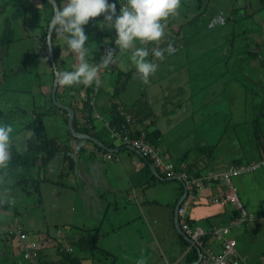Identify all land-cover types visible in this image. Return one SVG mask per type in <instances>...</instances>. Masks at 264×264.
<instances>
[{"label": "crops", "instance_id": "crops-1", "mask_svg": "<svg viewBox=\"0 0 264 264\" xmlns=\"http://www.w3.org/2000/svg\"><path fill=\"white\" fill-rule=\"evenodd\" d=\"M31 1L37 8L39 15L41 17L44 16L45 13L42 11V8L45 5L42 4V1ZM181 1L186 11L184 15L180 14L179 18H186V20L194 18L199 6L206 7L208 11L202 18H207L213 14V9L210 10L208 8L223 7L218 0H212L211 2L200 0V5H195L197 0ZM229 1L230 4L236 3L234 5L238 6L246 5L251 10L257 6L254 0ZM63 3L64 0L62 1V6ZM49 10L50 8L48 7L46 14ZM97 17L90 18L95 22L96 27L89 24L84 26L85 32L90 35L89 40L95 38V34H100L103 40V43L97 46V49L100 48L99 52L94 50L91 44L89 45L92 47H89L87 44L90 49V62H94L95 64L100 63L104 47L107 46L109 41V38L105 34V29L98 26L99 21ZM257 18H261V21H263L264 16L262 17L259 14ZM42 21L44 22V19L37 22L35 28L32 27L31 33L28 32L31 34L29 38L35 42L37 40L35 44H38L39 47L36 52H31L27 49L28 52L26 50V53H24L22 60L24 61L25 58L26 66L30 62L31 57L33 60L28 72L12 73L8 77L4 73L0 74L2 78L0 79V104L11 111L8 119L15 118V121L19 120L25 123V120H28L26 112L33 114L34 110L43 111L51 102L46 97L48 94L41 89L48 86V84L51 85L52 82V66L39 39ZM167 21L169 22L170 29L177 26L178 30H181V19L179 21L176 17L170 16L167 18ZM185 28L187 27H183L182 31L178 34L179 37L186 38L185 35H187L190 39L196 38L193 30L187 28L189 31L186 32ZM21 34L26 37V33L23 31ZM222 36L225 37V34L220 35L219 38ZM55 40L56 43L60 44V53L57 61H59L61 72L71 70V60L77 61L76 54L65 50L66 46L64 47L62 38L58 34ZM183 44L184 53L186 51L189 52L187 44L184 42ZM18 49L20 55L26 48L18 47ZM164 50L165 52L174 51L175 48L167 44ZM121 53L131 55L130 52ZM14 54L16 52L12 47L9 57H12ZM18 60H21V58ZM165 61L166 59L164 58L159 59L157 62L158 68ZM0 64L2 65L1 60ZM122 65L123 63L115 61L114 64H111V66H114V69L112 68L110 73L104 74L101 78L103 80L102 85L99 86L93 98L91 95L89 97V104L92 107V112H90L92 113V122L91 124L85 122L90 132L98 133L106 141V145H108L107 143L112 144L109 145L112 149L110 151L112 156L105 158L107 150L100 149L95 142L86 140L81 145L83 146L82 151L75 154L76 160L73 169L68 174L62 175L60 170L68 162L60 159L61 155L57 153L45 166L43 165L40 168L39 179L41 181L38 187L39 192L37 189H34L32 193L28 192L32 189L28 184L25 187L15 186V188H11L8 185L5 188L1 183V179L3 180V178L0 177V198L3 199L9 195L10 199L15 202L12 208L19 213L15 214L12 210L3 209L0 206V229L12 224L17 219V224H21L22 229L29 235L37 232L40 237L39 241L49 246L48 250L45 248V255H43L47 261H58L60 259L56 246H53L49 242L50 238L54 237L55 231H57V235L65 242L66 246L70 245L68 241L72 239L76 241L87 231H97L98 249L95 251L92 259L83 262L85 264L91 262L95 264H127L126 262L129 264L192 263L197 258H191L192 248L180 240V233L177 231L174 222V208L182 193L181 181L177 177L163 178L160 174V176L155 174L152 171L151 166L153 165L150 161L145 160L130 148L123 147L119 140L110 138L111 134L109 136L106 132L107 129L103 128L104 123L112 122V117L115 113L112 111L114 108L113 104H117L115 110L117 108L122 118L123 116L133 118L134 121L130 129L134 133L140 132V136L152 133L155 136L157 146L161 150L164 159L172 161L179 168L187 169L191 167L194 172L204 173V171L210 169L219 172L226 170L236 155H243L235 144H233L234 148L239 151L235 154L227 146H224V142L229 138L221 139L222 135L227 134L223 131L226 127L223 116L226 114L233 118L231 126H229L230 132L228 134L230 136L235 126L240 127L239 132L252 131L253 128L250 126V123L245 121V118L250 119L249 114L246 113H249L251 109L241 106L242 100H236L235 102L238 103L236 107H238L239 111L235 110V113H233L232 108L226 111L209 113V111H206V105L209 102L216 104L218 102H225L226 100L225 95L221 98L210 97L215 87L220 90L222 82L215 80L213 85L211 84V87L207 90L206 95H204V84H192L193 80H191V75H189L181 88L172 90L178 96L173 100L178 104L186 102L184 110H187L188 107L190 113L185 117L187 122L181 124L182 133L179 135L174 130L180 124L173 123V118L178 113L174 116L166 114L161 120H157L153 112H149L148 110L141 112L138 110L140 111L139 113L136 109L138 102L140 104L142 100L148 98L147 95L145 98L143 97L145 94L143 90L146 89V86L153 79V74L149 77L148 83H145L141 76L134 80V75L126 73L128 69L127 71L123 70ZM131 66L135 67L132 63ZM165 66L168 72H170L172 68L176 69L178 60L174 61L171 58V60L165 63ZM33 70H36L34 74ZM181 71L189 72L187 67ZM162 72L167 73L163 70ZM207 76H209L208 70H206ZM201 77H204V71L201 73ZM28 79H30L31 84ZM133 84H135L134 87L131 86ZM87 87L82 84L73 86L60 84L58 90L59 100L66 104L71 101V104L76 108L77 119L82 125L84 120L86 121L85 117H83L82 104L86 96ZM44 94L46 95L44 96ZM96 104L98 105L96 106ZM214 108L216 109V106ZM200 110L201 113L197 117L196 114ZM88 113L89 111L86 114ZM96 113L99 114V118L95 117ZM64 117L65 114L60 109L56 116L50 118L49 122L44 121V125L49 130L48 133H55L58 135L56 137L60 138L61 141L69 144V137L65 134L67 124L63 123ZM196 119L199 121L198 124L194 123ZM3 123H5V120H3ZM56 123L61 124V126H57V131L53 129ZM111 125L115 124L111 123ZM196 127L199 128L197 129ZM156 131H158V134ZM189 132H191L190 139L192 141L185 140V143L181 142L180 138L183 137L185 139V134ZM20 133L25 134L24 138L26 140L31 136V132L28 131L27 134L23 129ZM15 137H18L17 134H15ZM232 140H235V138H232ZM28 144V141L24 140L20 150L28 151L26 150L28 149ZM261 144L264 146L263 142ZM205 145H213L212 152L209 155H205L199 149ZM73 146L75 147V145L71 147L74 148ZM43 177L44 179L42 180ZM240 177H235L233 184L237 188L240 202L247 212L252 213L253 218L245 223L232 224L230 235L235 237L236 248L239 254L247 259V262L264 264V195L261 197L253 194L254 187L261 189L260 185H258V180L264 179V177L259 172L248 173L243 178ZM63 179L66 181L63 182ZM6 180L9 181L8 178ZM12 182L13 180L11 179L9 184ZM250 182H256L257 185L250 184ZM248 186H250L249 189ZM226 187V182L206 183L202 189L196 192L197 201L192 203L188 209V214L192 221L201 226L205 232H208L213 227H221L225 224L229 225L230 220L240 213V209L235 204L223 207L211 202V197ZM112 188L114 189L113 191H111ZM262 188L264 189V187ZM250 189L251 191H249ZM30 196L32 200L26 201ZM38 201L40 203L38 207L44 208L48 212L51 211V213H57L53 216L60 217L61 219L59 221L61 223L60 226L55 229L50 228V233H45V229H48L46 224L51 225V223H46L43 220L40 223L33 217L32 212L37 213L34 211V202L36 204ZM30 215L31 218L29 219ZM54 222L56 221H52L53 225ZM43 234H46L45 237L48 238L42 236ZM42 238L45 239L43 240ZM208 242L213 251L221 249V242L216 238L210 237ZM109 259L112 260L109 261Z\"/></svg>", "mask_w": 264, "mask_h": 264}, {"label": "trees", "instance_id": "trees-1", "mask_svg": "<svg viewBox=\"0 0 264 264\" xmlns=\"http://www.w3.org/2000/svg\"><path fill=\"white\" fill-rule=\"evenodd\" d=\"M42 4L45 5L42 8V11L45 13L44 16H40L37 8L32 4L33 2L31 0H0V60L2 62V73L6 77L8 75H11L12 73H21L24 72L27 73L29 70L28 64L26 66L25 64V58L24 61L22 58L24 57L25 51L28 49L31 51L34 49L35 46V41H32L31 34L28 33V31L31 29V27H36L35 24L39 22L40 20L44 19V22L42 23L41 26V31L39 32V39L40 42L42 43L43 47L45 48L46 55H48L47 47H46V34H47V27L48 23L51 19L52 15V6L48 2V0H41ZM58 4L60 5L63 0H56ZM200 0H197L195 2V5H200L201 3L199 2ZM212 0H207L206 2H211ZM257 3L256 8L253 10L249 9L248 6L246 5H234L236 3L230 4L229 0H221V6L223 7H210L208 9L212 10L213 9V14L209 15L207 18H202L204 14L207 11L206 7H198L197 14L194 16V18H189V20H186V18H177L179 21L180 19L182 22H180V26L185 25L189 30H193L196 34V38L198 37V40H207L211 37L212 42L211 46L208 49V52L212 48H216L218 45V48L222 47L223 45L225 46L224 49L227 53L229 54V59L232 58V63L228 65V67L225 69V72L228 71L229 69H232L235 72V68L239 67L240 64H246L250 66L251 69L255 70V74L257 75V80L260 82V87H257L259 89H256L253 87V90L251 88V81H248L249 85L241 82H237L239 80L236 75V73L232 74L233 71L231 72L230 75H228L225 79H217L220 82H222V86L220 90L227 95V90H230V92H235V96L238 98L237 100H242V103H240L241 106L247 108L249 107L251 111L248 113L250 116V119L245 118V121L250 123V126L253 128L252 131H241L239 132L240 127H234L232 130V138H235L234 142L241 141L242 139H247L251 136H256L258 137L261 135L264 137V18L263 21H261V18H257V16L260 14V16H264V0H254ZM110 2H115V0H110ZM182 1H181V7H179L178 11L180 14L184 15L185 6H182ZM50 8V10L46 14V9ZM188 9L190 7L187 6ZM119 10V4H117V12ZM247 11V12H245ZM254 11L256 12L254 14ZM263 12V14H262ZM256 15V18H255ZM35 17V18H34ZM99 22H103V15L100 17H97ZM33 21V22H32ZM245 23L244 25H239L240 23ZM187 23V24H186ZM88 24L90 26H95V22L92 21L91 19L89 20ZM22 26V28L20 27ZM87 26V24L85 25ZM184 27V26H183ZM182 27V28H183ZM177 30L174 31L169 28V22L166 20V37L164 40L168 45H172L173 48H175L174 51H168L165 52V58L166 61L168 60H174L177 61L176 57L179 58L181 54H184L183 52V47H184V37H179L178 34L182 31ZM22 31L26 33V37L21 34ZM105 34L107 38H109V43L107 44V47L110 48L113 44V34L115 30H107L105 29ZM225 32V33H224ZM230 32L232 34L229 35V37H226L227 33ZM236 32V33H234ZM209 33H211V36H209ZM225 34V37L222 36L221 38L218 39V36ZM199 35V36H198ZM57 36V32L53 31L52 32V48H53V54L54 57H57L60 53V44L56 43L55 37ZM204 37V38H203ZM196 38H192L191 41H194ZM219 41V42H218ZM223 41H227L225 44ZM223 42L222 46L221 45ZM185 43V42H184ZM17 47L21 48H26L24 52H22L17 58L13 55L12 57L10 56V51L12 47L16 49ZM141 46V45H138ZM257 47L253 49V47ZM27 50V52H28ZM218 51V50H217ZM201 52V51H200ZM206 55V58L208 57L209 53H212L211 51ZM201 55H204L205 53L201 52ZM37 56V54H36ZM176 56V57H175ZM27 57V56H26ZM21 60H18L20 59ZM252 60H256L257 63L254 65H249L251 64ZM20 61V62H19ZM192 61H194L193 65V70H195L193 73H196L199 71V65L198 61H200V56H193L192 55ZM206 63V60H204ZM50 62V61H49ZM180 61H178L179 63ZM226 63V62H225ZM16 64H20L19 66ZM162 65V64H161ZM260 65V66H259ZM259 66V67H258ZM200 70H203L204 73H206V70L208 68L206 67V64L201 67ZM259 70V72H258ZM192 73V74H193ZM214 72L210 71L208 75H213ZM191 75V78L194 79ZM213 77V76H212ZM93 86V85H92ZM92 86H88L86 89V96L82 104V112H83V117H85L86 121L84 120L83 125L79 123V120L77 119L76 115V108L71 104V101L68 102V105L73 108L74 110V119H73V125L75 130L80 131V132H85V133H90L96 138H98L100 141L103 143H106L105 140L98 134L94 132H90L88 129V125H86L85 122H88L91 124L92 120V112L91 105L89 104V97L93 93V88ZM211 86V85H210ZM209 86V87H210ZM233 88V91H231ZM244 88V90L242 89ZM241 91L240 94H237ZM215 92H212L214 94ZM46 94H44L45 96ZM57 98L59 99V93L57 92L56 94ZM145 98V97H144ZM143 101V100H142ZM238 104V103H237ZM236 104V105H237ZM117 104H113L114 108L112 111H114V115L112 117V122L110 121V125L116 126L119 123L123 121V118L117 111V108L115 110V107ZM54 105L52 102L49 103L47 108L43 111L40 110H34L33 114H29L26 112L28 120L24 121H19L14 119H8V116L11 111L8 110V108H5L1 106L0 104V122L5 120V123L7 122L8 124H11L14 128L13 131V137L11 138L10 141V148H9V154H10V160L7 162V165L5 167L0 168V177L3 178L1 179V183L4 185L5 188L8 187V185L12 188H15V186H23L25 187L26 184L29 185L31 190L28 192H34V189L38 190L39 184L41 179H39V171L40 168L44 165L47 164L49 160L53 158V156L57 153L61 155L60 159H64L68 163L64 166L63 169L60 170L62 175L68 174L74 167L75 163V154L79 153L82 151V143L88 139H82L79 137H75L74 135L71 134V132L67 129L68 126H66L65 134L69 137V144L66 142L61 141L60 138L56 137L55 133H48V129L44 125L45 118L47 116H52V109ZM147 107V106H146ZM60 109V108H59ZM137 111L140 110L145 111V105L143 104H138L136 105ZM247 110V109H246ZM89 111L88 114H86ZM140 111H138L140 113ZM147 111V109H146ZM62 112L65 114L64 117V124H67V113L65 110H62ZM137 114V112H136ZM247 114V113H246ZM4 116V117H3ZM6 116V117H5ZM24 116V115H23ZM248 116V115H247ZM224 117V118H223ZM222 118L224 119L225 122V128H224V133H227L226 135H229L228 133L230 132L229 126H231V122L233 121L232 116L226 115L223 116ZM4 118V119H3ZM6 123V124H7ZM85 123V124H84ZM18 125V127H16ZM21 128L25 132L28 131L31 132V136L26 140L24 138L25 134L20 133ZM105 129V127H103ZM254 130V131H253ZM19 131V132H18ZM158 134V131H156ZM15 134L17 136L21 137H15ZM140 136L141 133H135V135ZM225 135V134H224ZM223 136V135H222ZM230 136V137H231ZM144 138L148 139L152 143L157 145V141L155 136L152 133H147L146 135L143 136ZM243 137V138H242ZM28 141V151L20 150L21 148V143L23 141ZM233 141V140H232ZM242 143V142H241ZM108 146L112 145L111 143H107ZM75 145L74 148L71 146ZM96 145V144H95ZM98 145V144H97ZM96 145V146H97ZM240 143H238L239 147ZM98 148L102 149L101 146H97ZM215 147V145H214ZM201 152L205 153V155H209L212 152L213 145H205L199 148ZM248 151V150H247ZM72 154V155H71ZM236 155L234 157L233 164L235 168L238 170L237 174L235 177L242 176L243 173L239 171L240 166L242 164V161L248 162L250 165L251 159L254 158V156H251V153H249V156L247 158H242L237 157ZM242 158V159H241ZM40 163V164H38ZM40 166H38V165ZM37 166V167H36ZM264 168V167H263ZM186 171L189 174H194L198 175V172L192 171L191 167H188ZM255 172H259L262 177H264V170L257 167L254 168ZM234 177V178H235ZM9 179V181L12 179L13 182L9 184V181L6 179ZM44 177L42 178V180ZM234 180V179H233ZM46 181V180H44ZM259 181L262 182V186H264V179H259ZM48 182V180H47ZM260 182V183H261ZM27 185V186H28ZM24 196V193H23ZM10 196L7 195L3 199L0 198V206L3 209L7 210H12L15 214H19L11 204H9L10 201ZM39 201L38 203L35 204L34 202V207L39 206ZM186 222L189 226H193L195 223L192 221L190 218L189 214H187L186 217ZM18 228L27 233L25 230L22 229L21 224H16ZM57 225H54V228H56ZM48 229H45V233H50L49 232V226H47ZM56 233V234H55ZM6 236H8V233H5ZM28 234V233H27ZM38 235V236H37ZM4 236V233H0V264H24V263H16L15 258L16 254L14 253L12 255L11 250L9 249V243H11V240ZM30 240L34 241L35 243V251L36 255L33 258V261L31 262H26L25 264H85L83 263L85 260L92 259L94 257L95 251L98 249L97 245V231H87L84 235H82L80 238H78L76 241L74 239L68 241L70 244L69 246L65 245V242L60 239V236L57 235V231L54 232V237L50 238V240L57 241V243L54 245L57 248V253L60 255V259L58 261H47L43 260L42 256L44 255V250L46 245L42 244L41 241H39L40 237L37 232H34L31 235H27V237H30ZM211 233H206L202 237H200L199 243L205 244L208 242V239L210 238ZM180 240L186 244L189 245V241H187L182 235L179 234ZM32 238H37V240L32 239ZM48 238V237H45ZM45 238H42L43 240ZM40 243V244H39ZM198 246H194L191 250V258L196 259L198 256ZM5 251V252H4ZM6 252H9L8 256L4 255ZM23 256V253H22ZM15 257V258H14ZM44 257V256H43ZM21 258V257H20ZM23 260V258H21ZM25 259V258H24ZM9 260V263L7 262ZM20 260V261H22ZM88 264H95L94 262L88 263ZM251 264V263H250Z\"/></svg>", "mask_w": 264, "mask_h": 264}, {"label": "clouds", "instance_id": "clouds-1", "mask_svg": "<svg viewBox=\"0 0 264 264\" xmlns=\"http://www.w3.org/2000/svg\"><path fill=\"white\" fill-rule=\"evenodd\" d=\"M48 2L52 6V11H51L52 15H51V19L48 23L47 29L50 32H53V31L57 32V34L62 38V42H63L64 47L66 46L65 50L70 51L72 53H75L76 59L78 61V63L76 65H74L73 67L71 66L72 67L71 70H65V71L61 72L60 67H59V65H60L59 61H57L58 56L54 57V54H53L54 61L56 63V68L58 70V72H57L58 83H57L55 96L59 90L60 84L64 85V86H73V85H81L82 84L86 87L93 85L92 86L93 93L91 94L92 98H93L94 94L96 93V91L98 90L99 86H101L103 83V80L101 79L103 77V75L106 73H110L112 68L114 69V66H111V64L112 63L114 64V61L116 59H117V61H119L121 63L122 62L125 63V64L123 63L124 66L122 65V68L125 71H127V69H128V72H126V73L130 74L131 69H134L141 76V78L143 79V81L145 83L149 82V77L152 74H154L158 68V64H157L158 60L165 58L164 47L167 45V43L165 41L161 40V38L165 39L166 34H167V31L165 30L166 29V20L170 16H173L177 13V10L179 9L180 4H181V0H115V2H110V0H64L63 6H62V3L59 5L58 2L56 1L57 5L54 7L49 0H48ZM117 4H119L118 12H117ZM101 14H103V22H98V26L102 29H107V30H111V31L115 30V31L113 34V36H114L113 43H112L113 45L110 48L105 46L104 50L102 52V55H101L100 63L94 64V63H91L90 59H89L90 49L87 46V42L90 39V35L85 32L84 26L86 24H88L90 18H95ZM46 36H47V34H46ZM45 40H46V47H47V51H48L47 56L49 58L51 66H52V61L50 59L49 49L47 46V39L45 38ZM148 42H158L157 44H158L159 48H153L151 50V55H152L151 59H153V56H154L155 58H157L155 61L148 59V57L150 56V50L148 47L144 46V45H147ZM51 43H52V35H51ZM138 45H141V46H138ZM38 48H39L38 44H35L34 49L32 51L30 49V51L36 52V50ZM118 49H119V51H118ZM44 50H45V48H44ZM52 51H53V48H52ZM121 52H130L131 55L123 54ZM131 63L135 67H132ZM126 65H128V66L126 67ZM16 72L17 71H15V73ZM53 80H54V67L52 66V82L50 85L51 86L50 94H48L49 96H51ZM50 100L53 103L52 98H50ZM56 100L61 102L57 98V96H56ZM61 103H63V102H61ZM63 104L68 105L66 103H63ZM53 105H54L53 109L54 108H58V109L60 108V107L56 106L54 103H53ZM60 109L64 110L62 108H60ZM123 115H125V114H123ZM67 116H68V114H67ZM95 117L99 118L100 116H99V114L96 113ZM127 118H129V121H127ZM133 121L134 120L132 117L123 116V121L121 123H119L118 125L112 126L109 124L110 122H108V123L106 122V123H104L103 127H105L110 132V134H111V131H110L111 128H116V129L126 128L128 130V132L130 133L131 137H134V138L142 137V138H144L143 136H137V134L135 135V133L130 129V126L133 123ZM13 131H14V128L11 124H6L3 122H0V168L5 167L7 165V162L10 160L9 148H10V141L12 138ZM88 134H90V133H88ZM90 135H92V134H90ZM113 138L116 139L115 137H113ZM224 138H230V135L225 134L222 136L221 139H224ZM144 139H146V138H144ZM146 140H148V139H146ZM149 142L152 143L151 141H149ZM262 142L264 144V137H262L261 135H259L258 137L251 136L247 139H242L241 141H237V143L234 142V140L232 141V143L235 144L236 147H238L237 145H238V143H240L239 149L241 150V152L243 154V155H241L242 158H247L249 156V153H251V156H254V158L251 159V161H250V163L252 165H250L248 162L242 161V164L240 166L239 171L241 173H243V175L247 174V173L255 172L254 168L264 167V146L261 144ZM224 143H225V145L228 144L229 147L232 148V152L234 154L239 152L238 150H236L234 148V146L232 144L229 143V139H226V141ZM152 144L158 148V146L156 144H154V143H152ZM121 145L123 147H128L131 150L135 151L130 145L128 146L127 144H124V143H122ZM106 146L111 148L108 145H106ZM103 149H105V148H103ZM105 150H107V149H105ZM111 150H107L108 152L106 153L105 158H110L112 156V153H110ZM135 152H137V151H135ZM160 153H161V150H160ZM108 154L110 155V157H107ZM238 157H240V156H238ZM142 158H144V157H142ZM144 159L151 162V160H149L147 158H144ZM163 159H164V156H163ZM164 160L167 162L170 161V160H166V159H164ZM170 162H172V161H170ZM174 166L176 168V171L186 172L188 174L189 178H191V177L201 178L202 186L200 188H195L194 186L189 188L188 184L185 182L184 179L180 178L178 175L171 176L173 178L177 177L181 181V183H182L181 184V187H182L181 196L184 193V197L182 198L181 202L179 203V205L176 208L178 223H179L180 227L182 228V230L184 231V233L191 239V242H189L190 248H193L194 246H198L199 247L198 253H200L201 257H202V248L209 247L211 249L210 245H208L209 242H206L205 244L199 243L200 237H202L207 232H205L201 228V226H199L196 223L193 226H190L191 230H193L194 228H196L198 226L203 231V233L199 236L198 243H196L193 240L192 236L182 227L181 220L185 219V221H186V217L188 214L189 207L191 206L192 203H195L197 201L196 200L197 199V193L196 192L198 190L202 189L203 186L206 185V183L217 182V181L225 182L223 180L207 178V176L210 174V172L220 174L223 172H227L231 167L235 169V166L232 162L229 164L227 169L224 171L216 172V171L210 169V170L204 171V173L198 172V175L189 174L186 171V169H184L182 167L179 168L175 164H174ZM155 169H156V172L158 173L157 175L160 174L163 178H171L170 176L164 175L159 170V168L155 167ZM236 174L237 173H235L231 176L230 183L235 188V192H236L238 200H239L237 188L233 184V179H234ZM228 188H229V185L227 184L226 188L221 189V191L218 194H214L211 197V202H213L217 205L223 206V207L228 206L229 204H235L240 209L239 215L232 218L230 220L229 225L225 224V225L221 226V227H227L228 228V232L225 233V238H231L234 240V247H235L237 253L239 254V252L236 248V239H235V237L230 235L231 225L237 224V223H245L246 221L251 220L253 218V215H252V213L247 212V210L243 207L240 200H239L240 206L234 202H231V201H228L224 204L217 202V201H214L215 197L220 198L221 192L223 190L228 189ZM190 194H192L194 196V198L192 199L191 202L186 204L185 203L186 199ZM177 202H176V205H177ZM176 205H175V207H176ZM181 208L184 209L183 215L179 211ZM242 210L245 212V214L242 213ZM174 214H175V208H174ZM240 218H243V219L240 220ZM214 228H219V227H213L211 230H208V233H211V236H210L211 238H215L212 235V230ZM6 232H7V227L5 226L2 228V233H4V236H6V234H5ZM6 237L9 240L10 237L9 236H6ZM216 239L221 242L220 239H218V238H216ZM11 242H14V240L13 241L11 240ZM221 247H222V242H221ZM219 251H213V252H219ZM15 254L17 256L19 255L21 258H23V260H27L28 262H31L28 259H24V257L19 253L15 252ZM239 256L244 259L246 264H250V263L256 264L254 262H247V259H245L240 254H239ZM200 262H201V258H200L199 263Z\"/></svg>", "mask_w": 264, "mask_h": 264}, {"label": "rangeland", "instance_id": "rangeland-1", "mask_svg": "<svg viewBox=\"0 0 264 264\" xmlns=\"http://www.w3.org/2000/svg\"><path fill=\"white\" fill-rule=\"evenodd\" d=\"M218 2L221 3V0H218ZM180 7H181V4H180ZM245 12H247V11H245ZM172 17L179 18L180 17V12L177 10V13L175 15H173ZM244 24L245 23L242 22L239 25H244ZM183 26L185 27V25H182V27ZM20 27L22 28V26H20ZM173 28L174 27H172L171 29L174 30V31H177L178 30V27L177 26H176V28H174V29ZM31 30H32V27H31V29L28 32L31 33ZM185 31L187 32L189 30L187 28H185ZM234 33H236V32H234ZM230 34H232V33L228 32L227 35H226V37H229ZM185 36H186V38L184 39V42L187 44V47L189 49V52L188 51H186L185 53L183 52L184 54H181L179 56V58L175 56L176 59L178 61H180L178 63V66L176 67V69L172 68L171 71L168 72L167 67L165 65H163V64L160 65L159 68H157L156 72L153 74V79L146 86V89L143 90V93H145L143 97H145L147 95L148 98H145L141 102L143 105H145V110L147 109L149 112H153V114L155 115V118L157 120H161L162 117L164 115H166V114H168V115L169 114H172L174 116L175 114L178 113L176 115V117L173 118V120H174L173 123L174 124H180V126L174 130V131L178 132L179 135L182 133V126H181V124L187 122V119L185 117L187 115H189L190 113H189L188 107H187V110H184V108L186 107V104H185L186 102H183L182 104H178L177 102H175L173 100L175 97H178V96H176V93L173 92L172 90L181 88L184 85V83L186 82V80L188 79V76L194 74L193 77H195V78L194 79L191 78V80H193L192 81V84H194V83H200V84L203 83L204 84L203 94L206 95L207 90L209 89V86L211 84L213 85V83H214L215 80H217V79L220 80L222 78L225 79L226 77L228 79V75H230L231 72L233 71V67H232V69H229L228 71L225 72V69L228 67V65L230 63H232V58L229 59V54L230 53L227 55V53H226V51L224 49L225 46L223 45V42L225 44L227 41H223L221 45L219 44V46H222L223 45L220 48H218V45H217L216 48L210 49V51L212 53H209L210 51L208 52V49L212 45L211 42L213 40V39H211V37L209 39H207V40H198V37H197L194 41H191V39L188 38L187 35H185ZM209 36H211V33H209ZM226 37H225V40H226ZM218 39H219V36H218ZM161 40L164 41L166 39L161 38ZM166 42H168V40H166ZM35 43H37V40H36ZM102 43H103V40H102L100 34H95V38H93V39H91V40H89L87 42V44H88L89 47H92L93 46L94 50H96L98 52L100 51V48L97 49V46H100ZM89 44H91L92 46H90ZM144 46L148 47L149 50H150V56L148 57V59H150L152 61H155L157 58H155L154 56H153V59H151V56H152L151 55V50L153 48H159L157 42H148L147 45H144ZM255 48H257V47L254 46L253 49H255ZM14 51L16 52V54H14V56L17 58L19 56V49H18L17 46H16V49H14ZM200 51H202V52L205 53V57H204V55H201V52ZM207 52L209 53V55L206 58ZM192 55L193 56L194 55L195 56H200V61L197 62L200 68H199V71H197L196 73H193L195 71V70H193V65H194L195 62L192 61ZM30 56H31V54H30ZM204 60H206V63H205ZM115 61H117V59ZM32 63H33V60H32V57H31L30 62L28 63V67ZM122 63H124V62H122ZM255 63H257V61L256 60H252L251 61V64H249V65H254ZM71 64H72V67H73L74 65L77 64V61H75L74 59H72L71 60ZM205 64H206V67L208 68V73L210 71H212V72H214L213 75H211V76L209 75V76L206 77V73H204V77H201V73L203 72V70H200V69ZM17 65L19 66L20 64H16V66ZM127 66L128 65H126V67ZM186 67L189 70V72H182L181 70H185ZM162 70L165 71V72H167V73L166 74L163 73ZM191 70H192V73L193 74L191 73ZM35 72H36V70H33V74ZM258 72H259V70H258ZM1 73H2V69H1V64H0V74ZM234 73H236V74H234ZM131 74L134 75V77H133L134 80L140 76L137 73V71L134 70V69H131ZM232 74L236 75V77L239 79V80H237V82H241V83H244L245 82L246 84L249 85L248 81H251L252 82V84H251L252 85L251 86L252 90H253V87H255L256 89H259L257 87H260V85H261L260 82L257 80V75L255 74V70L254 69H251L250 66H248L246 64H240L239 67L235 68V72L233 71ZM0 79H2L1 76H0ZM30 79H28V81L31 84ZM177 81H179L178 84L176 86H174ZM209 82H212V83H209ZM131 86L134 87L135 84H133ZM41 89L44 92H46L47 94H50L51 86L48 84V86H46L45 88L43 87ZM234 89H236V88H233L231 91H233ZM242 89L244 90V88H242ZM168 91H170V92H168ZM213 92H215V93L214 94H210V97H214V98L215 97H219V98H221V97H224V95H225L226 96V100H225V102H218L216 104H212V102H209L206 105V107H207V110L206 111H209V113H212V112H216V111H226L229 108H232L233 109L232 110L233 113H235V110L236 111H239L238 110V107H236V104L237 103L235 102L238 98L234 95L235 94L234 91L233 92H230V90H227V95H226L225 93L221 92L220 90L216 89V87H215V89H214ZM240 93H241V91L239 93H237V94H240ZM38 94H39V92H38ZM103 96H104V94H103ZM46 97L49 98V99L51 98V96H49V95H47ZM97 105L98 104H96V106ZM215 106H216V109L214 108ZM52 111H53L52 116H56L58 114V112H59V109L58 108H54V109H52ZM199 113H201V110L199 112H197V114H196L197 117H199ZM104 114L106 115V113H104ZM52 116H47L45 118V122L46 121L49 122V120H50V118ZM182 116H183V119H182ZM192 118H193V116H192ZM194 123L198 124L199 123L198 119H196ZM58 125L61 126V124L56 123V125H55V127L53 129L57 131L58 130V127H57ZM16 127H18V125ZM196 128L198 129L199 127H196ZM21 129H23V128H21ZM106 132L110 136V133L107 130H106ZM191 132L185 134L186 135L185 136V139L183 137L180 138V141L183 142V143L186 142L185 140L192 141V139H190L191 138V134H190ZM232 136L229 138V143L233 145V143H232ZM12 137H13V134H12ZM18 137H21V134ZM110 138L114 139L111 136H110ZM225 146H227L232 151V148L229 147L228 144H226ZM260 168L263 169V167H260ZM244 175H246V174H244ZM244 175H242L240 178H243ZM64 181H66V180L63 179V182ZM260 182L261 181L258 182V185H260L259 187L261 189H256L254 187L253 194L255 196L256 195H259V196L262 197L264 195V189L262 187H264V186H262V182L261 183ZM250 184H254L255 186L257 185L256 182H254V183L250 182ZM249 188H250V186H248V189ZM113 190L114 189L112 188L111 191H113ZM244 191L247 192L246 190H244ZM249 191H251V189ZM253 199H255V198H253ZM31 200H32V197L31 196L26 199V201H31ZM14 203H15L14 200H10L9 201V204H11V205H13ZM34 211L37 212V213L32 212L33 213V217H34V219L37 222H40L41 223L42 220H43L46 223H51V225H47L46 224V226H49V228H52V229H55L54 228V225H57V227L60 226V224H61L59 222L61 220L60 217L53 216V215H55L57 213H51V211L48 212L44 208H40V207H34ZM30 218H31V215L29 216V219ZM52 221H56V222H54V225L52 224ZM58 222H59V224H58ZM17 223H18V221H17V219H15L12 224H10V225H8L6 227L8 228L11 225H15ZM0 230H1L0 233H2V228ZM45 235L46 234H43L42 236L45 237ZM27 238L30 239V237H27ZM32 239L37 240V238H32ZM49 242L53 246L57 243V241H54L53 242V240H50ZM7 243L9 244V249L11 250L12 255L15 252H17V253H19V254L22 255V252L19 251V249L17 247V241L16 240H14V242H11V243L7 242ZM45 248H46V250H48L49 249V246H45ZM45 248H43L44 251H45ZM8 254H9V252H6L4 255H7L8 256ZM42 258H43V260L45 262V260H46L45 257L42 256ZM20 260H22V259L18 255V257L15 258L16 263H24L25 264L26 262H28L26 260H25L26 262H24V260H22V261H20ZM110 260H112V259H109V261ZM29 261H31V260H29ZM7 262L9 263V260ZM126 263L129 264L128 262H126ZM119 264H121V263H119Z\"/></svg>", "mask_w": 264, "mask_h": 264}, {"label": "built area", "instance_id": "built-area-1", "mask_svg": "<svg viewBox=\"0 0 264 264\" xmlns=\"http://www.w3.org/2000/svg\"><path fill=\"white\" fill-rule=\"evenodd\" d=\"M129 121V118H127ZM111 135L116 139L120 140L122 143L130 145L135 151H137L142 157L151 160L152 164L159 168V170L166 176L178 175L180 178L184 179L185 182L190 187L200 188L202 186L201 178L188 177V174L184 171H176L174 164L170 161H165L163 159L160 150L150 143L148 140L138 137H131L130 133L126 128L116 129L111 128ZM107 157H110L108 154ZM238 170L235 168H230L227 172L220 174L211 173L207 178H213L218 180L225 181L229 188L223 190L220 194V198L215 197L214 201L220 202L222 204L231 201L240 206L235 188L231 185L230 179L231 176L237 173ZM194 196L190 194L186 199V204L191 202ZM180 213L183 215L184 209L181 208ZM242 213L245 212L242 210ZM243 218H240L242 220ZM182 227L192 236L193 240L198 243L199 236L203 233L200 227H196L193 230L190 229V226L187 224L185 219L181 220ZM228 232L227 227L214 228L212 230V235L215 238H218L222 242V247L219 252H213L209 247L202 248V264H246L244 259L239 256L235 247L234 240L231 238H225V233ZM7 233L10 239L17 241V247L19 251L23 253L25 259L33 261L34 256L36 255L35 243L34 241L27 238V234L21 231L17 225H12L7 228Z\"/></svg>", "mask_w": 264, "mask_h": 264}, {"label": "water", "instance_id": "water-1", "mask_svg": "<svg viewBox=\"0 0 264 264\" xmlns=\"http://www.w3.org/2000/svg\"><path fill=\"white\" fill-rule=\"evenodd\" d=\"M52 5L55 7L57 5L56 1L55 0H49ZM51 35H52V32H50L48 29H47V36H46V39H47V46H48V49H49V54H50V59L52 61V66L54 67V80H53V84H52V91H51V98H52V101L53 103L66 110L67 114H68V119H67V126H68V129L69 131L71 132L72 135H74L75 137H79V138H82V139H88L92 142H95L96 144H98L99 146L107 149V150H111V148L107 147L104 143H102L101 141H99L96 137L88 134V133H85V132H80V131H77L75 130L74 128V125H73V119H74V111L73 109L68 106V105H65L59 101L56 100V96H55V92H56V88H57V83H58V80H57V68H56V63L54 61V57H53V51H52V43H51ZM152 168V171L155 173V174H158L156 172V169L154 166H151ZM184 197V193L183 195L179 198L178 202H177V205L175 207V214H174V222H175V226H176V229L177 231L182 234L186 240H188L189 242H191V239L184 233V231L182 230V228L180 227L179 223H178V217H177V213H176V208L177 206L179 205V203L181 202L182 198ZM200 258H201V254L198 253V258L197 260H195L194 262L192 263H188V264H198L199 261H200Z\"/></svg>", "mask_w": 264, "mask_h": 264}]
</instances>
